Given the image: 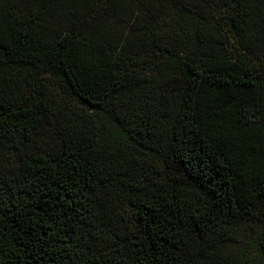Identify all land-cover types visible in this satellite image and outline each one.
I'll list each match as a JSON object with an SVG mask.
<instances>
[{"label":"trees","instance_id":"1","mask_svg":"<svg viewBox=\"0 0 264 264\" xmlns=\"http://www.w3.org/2000/svg\"><path fill=\"white\" fill-rule=\"evenodd\" d=\"M264 264V0H0V264Z\"/></svg>","mask_w":264,"mask_h":264},{"label":"rangeland","instance_id":"2","mask_svg":"<svg viewBox=\"0 0 264 264\" xmlns=\"http://www.w3.org/2000/svg\"><path fill=\"white\" fill-rule=\"evenodd\" d=\"M259 226L260 225L256 223L245 224L237 232L235 242L228 246V251L232 254V256L236 259L238 263L247 264L244 260L245 259L244 256L253 255L251 251H247L245 249V245L247 242L258 238L259 236L258 233H260ZM253 257L256 256L253 255Z\"/></svg>","mask_w":264,"mask_h":264}]
</instances>
